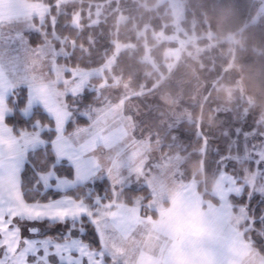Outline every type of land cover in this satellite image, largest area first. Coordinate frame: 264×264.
<instances>
[{
    "label": "rangeland",
    "instance_id": "1",
    "mask_svg": "<svg viewBox=\"0 0 264 264\" xmlns=\"http://www.w3.org/2000/svg\"><path fill=\"white\" fill-rule=\"evenodd\" d=\"M67 1L59 0L57 3ZM159 1H168L174 13V30L169 33L161 30L155 34L158 42L169 43L165 50L169 70L186 57L197 58L218 45L211 33H204L208 42L203 44L200 41L202 37L193 28L189 30L183 25L186 0ZM259 4H264V0H259ZM49 12L50 5L44 0H0V63L9 73L14 89L23 87L28 90V102L22 112L29 117L36 107H41L54 118L57 134L53 146L57 157H70L75 161L87 154L91 161L87 173L77 164L74 178L61 176L53 168L40 172L38 180L44 190L54 187L66 191L88 184L90 181L84 180L85 174L95 172L113 186L111 197L100 204L102 215L122 210L137 215L141 213L140 204L144 203L151 217L153 235H158L164 244L157 248L156 240H150L135 256H131L123 246L106 240V247L120 255V264H264V253L245 232L252 228L246 223L249 213L244 211L242 204L238 205V211L234 210L231 200L233 195L240 196L245 192L249 197L254 194L264 197V115L257 119L259 125L246 133L241 151L224 159V165L239 168L242 175L222 167L216 180L206 187L211 195L206 197L199 188L198 179L181 177L186 156L171 143L165 145L164 133L152 137L154 132L141 122L145 110L142 101L154 108L160 105L168 108L174 104L170 110L159 111V114L166 110L169 112L164 119L166 129L173 128L184 119H192L191 108L175 97H169L168 93L157 91L166 74L160 72L161 77L152 85L141 84L139 87L116 74L113 69L117 55L122 49L133 46L125 43H118L113 54L98 67L70 64L66 57L71 54L72 41L64 38L57 46L47 35L50 30L46 27ZM51 20L54 22V18ZM78 20L80 17L75 24ZM30 32H39L45 40L33 44ZM53 33L58 37L55 31ZM230 37L237 39L234 35ZM149 50L147 48L146 59L158 67ZM230 66L225 70H232ZM40 91L42 94H37ZM213 91L215 96L231 105L232 100L238 99L236 92L240 93L241 100H248L250 104L253 102L241 80L232 73L226 76V80L220 78L209 84L202 83L187 101L202 104ZM87 92H92L94 98L83 103L81 100ZM45 95L46 98H43ZM250 106H245L243 111L248 112ZM81 116L89 122L67 131L68 123ZM44 125L36 121L31 128L19 134L28 145V154L46 144L43 132L49 126ZM207 147L208 136H204L198 150L205 153ZM245 161L248 163L243 164ZM58 162L61 161L58 159ZM132 185L136 188L146 186L149 192L142 193L133 203H127L121 199V194L124 188ZM147 195H151L152 199L145 202L143 200ZM76 200L78 212L82 203H92L87 197ZM9 221L10 218L7 223ZM11 221L16 223L20 239L15 235V226H12L13 230L0 227V264H34L32 255L37 239L55 244V249L43 244L40 246L44 247L45 254L50 251L62 253L65 261L75 260L78 254L92 259L93 251L99 247L73 245V237L62 235L69 231L66 227L57 232L60 235L57 239L53 235H44L48 233V223H28L26 219L13 218ZM31 226H40L38 237L25 232V228ZM73 226L80 227L79 224ZM189 240L195 242V246L189 247ZM48 264H55V261L49 260Z\"/></svg>",
    "mask_w": 264,
    "mask_h": 264
},
{
    "label": "trees",
    "instance_id": "2",
    "mask_svg": "<svg viewBox=\"0 0 264 264\" xmlns=\"http://www.w3.org/2000/svg\"><path fill=\"white\" fill-rule=\"evenodd\" d=\"M44 1L50 5L46 18V27L50 29L47 35L57 46H60L61 39L72 41L71 54L66 57L70 64L98 67L113 54L118 43H125L133 46L122 49L117 55L113 69L116 74L129 79L132 85H137L136 87L141 84L150 86L161 77V73L166 74L157 91L160 94L168 93L169 97H175L191 108L192 119H184L173 128L166 129L164 119L169 115L167 110L172 109L174 104L168 108L161 105L154 108L142 101L145 110L141 122L154 132L152 137L164 133L165 145L171 143L186 156L181 167L183 179H198L199 188L208 197L211 195L206 191V187L216 180L222 167L242 175L239 168H233L231 164L224 165V159L241 151L247 138L246 133L256 128L259 125L257 119L264 115V11L260 8L259 0H186L183 25L188 29L193 28L197 35L202 37L200 41L203 44L208 42L207 37L203 36L204 33H211L212 39L217 40L218 45L207 49L197 58L186 57L172 70L167 68L165 56L169 43L158 42L155 35L161 30L167 33L174 30V13L168 1L69 0L62 4L57 3L59 0ZM77 17H80V20L75 24ZM51 18H54V22ZM29 35L33 44L45 40L39 32H30ZM231 35L237 39L232 40ZM147 48H150V55L158 67L146 59ZM227 66L232 70H225ZM229 73L241 80L246 94L253 100L252 104L248 100H241L239 92H236L238 99L232 100L233 106L223 98L215 96L214 91L202 104L187 101V98L195 95L202 83L209 84L220 78L226 80ZM223 93L225 94L224 91ZM93 98L92 92H87L81 101L88 103ZM27 102V88L14 89L8 98L9 112L6 122L17 135L31 128L36 121L43 125L48 124L49 129L43 132L46 144L29 152L21 172L25 199L30 203L48 202L53 197L47 193V189L38 187L39 173L59 166L56 171L59 175L69 178H74L75 175L69 176L64 170L65 166L58 162V159L55 163L49 160V156H57L53 146L57 134L54 118L41 107H36L33 114L27 117L22 112ZM248 105L251 106L245 113L243 109ZM160 109L167 110L159 114ZM88 122L83 116L76 121L71 120L67 131H72L78 124L85 125ZM204 136H208L209 147L205 153H200L198 149ZM110 184L105 178L101 190L103 201L109 199L113 193V186ZM96 192L97 189L90 183L80 184L61 191V197L68 194L75 199L87 197L90 200L89 196L93 194L92 197H95ZM148 192L146 186L136 188L134 192L130 187H126L122 191L121 199L133 203L142 193ZM146 197L147 200H143L145 202L152 199L151 195ZM234 197L249 196L245 192L240 196L231 197L234 210L238 211V205L242 204V201ZM253 197L256 198L251 200V207L259 214L264 211V203H261L264 197L260 194H254ZM45 223L49 224L48 221ZM245 232L252 238L253 244L264 253V242L259 239L261 226H256L255 231ZM45 234L60 239L57 232Z\"/></svg>",
    "mask_w": 264,
    "mask_h": 264
},
{
    "label": "snow or ice",
    "instance_id": "3",
    "mask_svg": "<svg viewBox=\"0 0 264 264\" xmlns=\"http://www.w3.org/2000/svg\"><path fill=\"white\" fill-rule=\"evenodd\" d=\"M57 159L65 166L64 170L69 176L75 175L77 164H79L81 169L85 170L86 173L91 166V161L87 158V154L81 155L79 159L75 161L70 157L49 156V160L54 163ZM58 168L59 166H55L53 171H58ZM52 179L54 180L55 178ZM104 179L102 175L97 176L95 172H92L91 175L85 174L84 180L90 181L91 186L96 188L97 192L94 198L89 196L92 203L81 204V210L78 213L69 211L71 202L61 197L62 190L48 187L47 193L51 194L53 199L47 202L46 208L40 209L39 215L29 217L25 214H19L13 217V220L18 218L26 219L28 223L43 224L45 221H48V232H59L62 227H66L69 231H65L62 235L64 237H73V245H88L89 248L96 245L99 246L93 251L92 259H89L87 255L78 254L75 260L65 261L62 253L50 251L45 254L44 247L40 246L43 244L49 248L55 249V244L48 243L46 239H37L35 241L37 247L33 250L32 255L34 264H48L49 260L55 261V264H107L108 261H111V264H120V255L113 249L106 247V240L112 241L113 245L123 246L131 256H135L146 246L148 241L153 239L156 240V247L161 248L164 241H162L158 235H153V229L150 227L151 217L148 216V211L144 203L140 204L141 213L137 215H130L124 210L102 215L100 204L104 199L101 195ZM38 187L43 188V184L38 185ZM130 190L134 192L136 191V187L132 185L130 186ZM234 198L240 199L244 206V211L251 214V219L247 220V223L252 225L250 230L255 231L256 226H261L262 232L259 239L264 242V211H260L259 214H257L256 210L251 207V200L256 197ZM145 200H147V197H145ZM261 203H264V199L261 200ZM74 224H79L80 227H74ZM25 232H31L34 237H38L40 234L39 229L33 230L27 227L25 228ZM25 238L27 239V237ZM187 243L189 247L195 246V242L191 240ZM155 250L154 248L153 251ZM69 251H71V249H69ZM77 253H79V247H77ZM39 257H43V259L41 260Z\"/></svg>",
    "mask_w": 264,
    "mask_h": 264
},
{
    "label": "crops",
    "instance_id": "4",
    "mask_svg": "<svg viewBox=\"0 0 264 264\" xmlns=\"http://www.w3.org/2000/svg\"><path fill=\"white\" fill-rule=\"evenodd\" d=\"M260 7L264 10V4ZM13 90L14 83L0 63V201H2L0 202V227L13 230L12 226H15L17 228L15 235L19 240L18 227L15 225L16 223L13 224L11 218L19 214L39 215L40 209L47 207V202L30 203L25 199L22 192L21 171L28 159V145L6 122V116L9 112L8 98ZM37 94L41 95L42 92H37ZM43 98H46V95ZM43 105L48 106L45 103ZM62 198L71 202L69 211L75 213L77 200L70 195H64ZM8 218H10L9 223H7ZM32 227L40 228V226H31L30 228Z\"/></svg>",
    "mask_w": 264,
    "mask_h": 264
},
{
    "label": "water",
    "instance_id": "5",
    "mask_svg": "<svg viewBox=\"0 0 264 264\" xmlns=\"http://www.w3.org/2000/svg\"><path fill=\"white\" fill-rule=\"evenodd\" d=\"M30 229H33V230H35V229H39V230H40L39 227H32V228H30Z\"/></svg>",
    "mask_w": 264,
    "mask_h": 264
}]
</instances>
